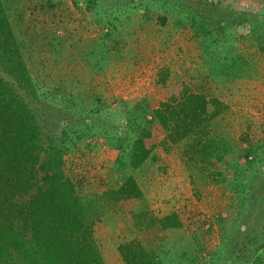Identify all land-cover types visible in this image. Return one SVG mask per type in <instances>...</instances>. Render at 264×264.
Segmentation results:
<instances>
[{"label":"rangeland","instance_id":"rangeland-1","mask_svg":"<svg viewBox=\"0 0 264 264\" xmlns=\"http://www.w3.org/2000/svg\"><path fill=\"white\" fill-rule=\"evenodd\" d=\"M147 1L94 0L90 8L87 0H1L39 112L53 111L60 124L82 117L90 125L63 158L80 192L100 195L93 236L103 264H124L117 245L129 239L158 264H264V244L251 245L259 240L254 229L264 223L261 218L254 219L238 255L230 254L247 213L264 214V26L251 30L245 21L234 27L233 15L255 12L264 24V5L256 10L247 0H201L200 12L213 11L225 21L222 30L203 36L184 18ZM160 67L168 70L163 87L155 82ZM178 81L226 104L209 124L222 146V162L207 167L182 139L165 151L158 145L157 161L129 168L122 161L134 125L127 116L159 138L145 108L158 100V89H173ZM220 163L226 178H237L214 181L209 169ZM127 172L143 194L134 210L177 212L180 226H138L116 203L103 200V190Z\"/></svg>","mask_w":264,"mask_h":264},{"label":"trees","instance_id":"trees-1","mask_svg":"<svg viewBox=\"0 0 264 264\" xmlns=\"http://www.w3.org/2000/svg\"><path fill=\"white\" fill-rule=\"evenodd\" d=\"M122 1L124 5L134 0ZM201 2L148 0L146 4L174 12L190 26H196L203 36H212L216 29L224 28L225 21L215 17L213 11L200 12ZM246 2L256 10L264 5V0ZM86 3L90 8L95 4L94 0ZM240 13L241 16L233 15L236 17L234 27L245 21L249 22L251 30L252 26H264L255 12ZM165 17L162 14L161 21ZM156 74L155 82L163 87L168 70L160 67ZM34 89L0 0V264H103L93 236L94 225L100 223L96 203L100 195L82 194L63 158L71 143L89 133L90 125L82 117L74 123L63 118L60 124L55 121L57 114L53 111L41 114L34 103L37 98ZM158 92V100L154 99L145 110L156 122L161 136L156 139L153 128L140 125L128 115L127 122L134 125L122 161L129 168H137L147 159L154 162L160 158L158 145L165 151L173 143L187 139V151L195 153L199 161L214 169L215 164L222 162L223 153L222 146L209 134V124L226 104L215 96L208 97L192 89L183 81H178L173 89L160 88ZM213 169H209V173L214 174L211 177L214 181L237 178H226L222 163ZM101 194L105 202L116 203L138 226L154 224L164 229L181 224L174 211L153 215L146 210H134L143 194L131 173H124L116 186L106 187ZM261 211L247 213L241 240L230 246L232 257L242 250V239L252 233L254 219H264V214L259 215ZM257 228L254 232L259 240L251 242L255 249L264 244V223ZM117 251L124 264H158L135 239L119 243Z\"/></svg>","mask_w":264,"mask_h":264}]
</instances>
